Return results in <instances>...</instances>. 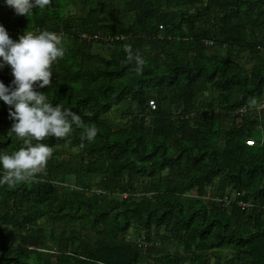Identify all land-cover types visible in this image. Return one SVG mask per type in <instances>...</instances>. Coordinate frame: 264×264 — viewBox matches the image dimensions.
<instances>
[{
    "label": "trees",
    "instance_id": "16d2710c",
    "mask_svg": "<svg viewBox=\"0 0 264 264\" xmlns=\"http://www.w3.org/2000/svg\"><path fill=\"white\" fill-rule=\"evenodd\" d=\"M0 23L61 35L49 98L98 129L44 138L45 169L0 184V264H264V0H51L29 17L0 0ZM10 107L0 151L22 145Z\"/></svg>",
    "mask_w": 264,
    "mask_h": 264
},
{
    "label": "clouds",
    "instance_id": "9594fccd",
    "mask_svg": "<svg viewBox=\"0 0 264 264\" xmlns=\"http://www.w3.org/2000/svg\"><path fill=\"white\" fill-rule=\"evenodd\" d=\"M17 14L27 17L34 8H44L51 0H3ZM66 48L61 35L43 29L26 30L13 39L0 23V68L11 66L13 79L6 84L0 79V101L11 105V133L22 139V145L13 151H0V184L14 185L35 179L43 171L55 149L44 138L67 137L74 126L85 131L88 140L96 137L98 129L86 124L83 117L61 103L53 105L49 86L53 85L52 66L64 57ZM135 59L136 71H142L144 57L127 46V60ZM48 86L47 91H41Z\"/></svg>",
    "mask_w": 264,
    "mask_h": 264
},
{
    "label": "rangeland",
    "instance_id": "374dc122",
    "mask_svg": "<svg viewBox=\"0 0 264 264\" xmlns=\"http://www.w3.org/2000/svg\"><path fill=\"white\" fill-rule=\"evenodd\" d=\"M110 121L114 127H117L124 122V120L117 119L116 117L115 118L112 117ZM131 237L137 238V236L134 235L133 233H132ZM167 247H168L169 251H171V252H173L175 250L183 252L184 251L183 248H185L186 251L190 249L188 246H182V245L180 246L177 243H174L172 241L168 242Z\"/></svg>",
    "mask_w": 264,
    "mask_h": 264
},
{
    "label": "built area",
    "instance_id": "2783aa9c",
    "mask_svg": "<svg viewBox=\"0 0 264 264\" xmlns=\"http://www.w3.org/2000/svg\"><path fill=\"white\" fill-rule=\"evenodd\" d=\"M84 35H85V34H84ZM148 104H149V106H150L151 108H153V107L155 106V102H154L152 99H149V100H148ZM247 143H248V144H252L253 141H252V140H248ZM121 196L125 197L126 194H125V193H122ZM242 205H245V204L242 203Z\"/></svg>",
    "mask_w": 264,
    "mask_h": 264
}]
</instances>
